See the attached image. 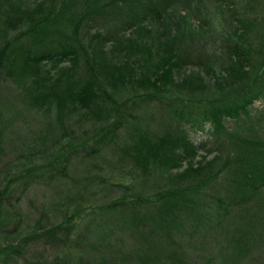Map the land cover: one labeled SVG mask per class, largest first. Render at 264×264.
<instances>
[{
    "label": "trees",
    "instance_id": "1",
    "mask_svg": "<svg viewBox=\"0 0 264 264\" xmlns=\"http://www.w3.org/2000/svg\"><path fill=\"white\" fill-rule=\"evenodd\" d=\"M260 1L0 0V154L24 103L46 118L53 115L64 141L49 143L53 161L24 165L12 174L7 170L0 178V238H15L0 242V264H17L32 244L61 250L36 264H184L179 239L186 229L217 234L233 226L229 263L244 257L254 242L264 243V132L251 131L264 117ZM216 15L227 21L229 31L218 48L209 50L202 38ZM192 16L201 17L196 26ZM106 19L105 28L90 33L94 22ZM128 29L135 38H123ZM109 39L115 40L113 50L120 45L130 58L117 63L106 57L103 45ZM49 62L53 67L45 66ZM188 65L213 73V81L197 74L173 78L174 68ZM8 78L20 87L11 99L2 93ZM209 87L226 90L208 94ZM258 101L261 107L252 113ZM74 111L93 118L91 130L81 135L86 142H76L79 136L66 126ZM142 116L154 122L153 129L141 127ZM227 119L234 129L226 128ZM129 121L134 123L130 141L116 147L113 141ZM207 122L218 151L193 165L200 148L212 147L196 144L190 130H203ZM116 148L115 162L99 169L90 165L102 172L89 174L104 186L107 169L112 177L129 166L131 181L111 182L118 195L100 198L91 191L72 197L69 192L29 227H21L19 202L39 177L49 178L47 183L66 177L72 184L66 173L75 160L93 162ZM185 160L189 164L178 170ZM54 163L61 168L52 170ZM154 176L166 181L158 184ZM145 177L147 182L154 177L153 182L143 184ZM87 228L94 229L100 244L84 256ZM129 235L137 240L132 249L120 241ZM211 259V264H228Z\"/></svg>",
    "mask_w": 264,
    "mask_h": 264
},
{
    "label": "rangeland",
    "instance_id": "2",
    "mask_svg": "<svg viewBox=\"0 0 264 264\" xmlns=\"http://www.w3.org/2000/svg\"><path fill=\"white\" fill-rule=\"evenodd\" d=\"M29 3H35L37 0H24ZM257 14H261L264 9V3L262 1L259 2V6H256ZM259 17V16H258ZM212 19V26L210 27V30L208 31V34L206 37H203V44L208 46L209 50H213L215 48H218L221 45V42L223 41V37L227 34L229 31V28L226 26L227 21H223L222 18H220L219 15H216L214 18L210 17ZM201 20V17H195L192 16L191 22L196 26L199 24L198 22ZM107 19L104 22L98 21L94 22L92 25V29L90 33H94L97 30H101L105 28L104 26L107 24ZM103 23V24H102ZM105 24V25H104ZM124 37L127 38H135L136 33H133L130 29L124 31ZM122 38V39H123ZM115 40L109 39V41H106L103 45L104 53H106V57H109L116 61L117 63H122L126 59V57L131 56V52H125L124 48L118 45V50L114 49L112 43H114ZM115 46V45H114ZM216 53H218V49L215 50ZM66 64V63H64ZM46 67H53V63L49 62L48 64H45ZM243 69H249L248 67H244ZM173 78L178 77H184L191 74H197L199 77H201L205 82H212L214 74L211 72H208L205 69H202L200 67L194 66V65H188L184 68H174L173 69ZM235 80V78H232L231 81ZM217 88V87H215ZM213 87L208 88V92L211 93L215 89ZM219 90V88H217ZM20 90V87L13 82L11 79H6L2 82V93L5 98L11 99V96L14 94L17 95L18 91ZM224 87H221L219 92L225 91ZM22 105V106H21ZM261 107V103L255 102L252 107V113H255V110H259ZM78 111H74L70 113L66 121V126L69 130H72L75 132V134L79 137H77L75 140L76 142H80L81 139H84L81 137L82 132L91 130L93 118L89 117L88 115L86 117H80L81 114L75 113ZM81 112V110H80ZM54 116L51 115V117L46 118L44 116V112L35 110L34 108H28L27 104H20V114L19 116L14 120V123L11 125V134H9L10 138L9 140L5 141L3 143V151L0 154V178L6 172L7 170L11 174L13 171H16L21 166H30V165H41V164H47V162L53 161V158L56 157V153H54V147H52L50 142L52 140H56L57 142H60L58 146L62 144L63 139H61L62 136H60L61 128L58 126V124L54 123ZM141 123V127L147 126L148 128H152L155 126L154 122L149 119V117L142 116L139 120ZM134 123L132 121H129L125 124V126L120 129L119 131V138L115 144V146L121 148L123 144L125 145L126 142H129V132L132 131ZM259 128L256 127V130H251L250 128H244L243 133H250L249 130L252 132H264V117L259 124ZM188 126V125H187ZM225 126L228 130L234 129L236 124L233 120H226ZM153 129V128H152ZM60 130V131H59ZM211 126L209 122L205 123L203 130H190V137L196 144H200L202 142H209L208 146H211L212 149L209 151H206L202 148L198 150L197 155L194 157L192 164L197 165L198 161L201 160L202 162L209 160L214 156V154L217 153V148L215 147V143L213 141V135L210 133ZM59 133V134H58ZM89 134L91 133L88 132ZM85 134V133H84ZM41 137H44L43 142H41ZM85 140V139H84ZM86 142V140L84 141ZM90 142V141H87ZM211 142L213 144H211ZM89 144V143H87ZM112 150V151H111ZM108 149L104 150L101 153V156H96V161L90 162L87 160L84 161H78L76 163L75 159H72L73 164L72 167H69L67 169L68 176L71 178V183H67V181L59 179L60 177H55L54 180H50L49 183L46 181L49 180V178H43L39 177L37 181L32 183L30 187L23 192L21 200L18 205V212L20 213V224L22 228L29 227V225L32 223L36 217L41 212H44L45 208L49 207L50 205L56 203V201L59 200L61 195H66L69 192L71 193L70 196H77V193L79 192L81 195L84 193H89L91 191H94L97 193V196L100 198H106L108 196H115L120 193V190L117 185L112 184L111 182H116L117 178L120 177L124 179L125 181H131V174L128 173L129 166L126 167L125 174H113L112 177H109L107 173H111L110 170H106L104 173V177H106L107 182L103 183L104 186L99 185L100 181L95 182V176L94 174H89L90 172H102L98 170L90 169V165L93 167H98L97 169L104 167L106 164H108V161H114L116 158H114L115 155H113L116 149ZM30 153V154H29ZM24 154V155H23ZM30 158H29V155ZM205 156L202 158V156ZM31 159V161H29ZM78 160V159H77ZM112 163V162H111ZM4 164H8L5 167H3ZM53 168H61L60 164L54 163ZM189 164L187 160L182 162V167L178 170L183 169ZM104 165V166H103ZM113 171H116V169H113ZM153 172V171H151ZM9 173L4 174L6 177ZM155 175H157L156 172H154ZM62 175V176H66ZM155 180L158 182V184H162L163 181L165 182L166 179L161 180L158 178L159 176H154ZM151 177V181L147 182L146 177L142 179L143 184L145 185L151 184L153 182V179ZM53 179V178H52ZM141 179V178H140ZM140 181V180H137ZM76 188V189H75ZM149 191H151V187L148 186ZM99 192V193H98ZM260 196V195H259ZM67 203V201H65ZM90 203V202H89ZM49 209V208H48ZM81 223V222H80ZM92 227L95 228V223H92ZM89 227V226H88ZM91 227V226H90ZM233 226L226 228H222L219 230V232L216 234L213 231L208 234L204 233H197L191 232L189 229H186L183 231L182 237L179 239V244H181V249L183 250L185 256H184V264H208L209 261H212L211 258H215L214 260L226 262L228 264H264V243H258L254 242L250 246V251H247V255L245 254L244 257H240L239 261L234 263H229V259L232 257V251L227 246V239L229 238L230 230H232ZM94 229L87 228L86 232L83 231L84 235L83 238L85 239V247L86 249L83 250L84 256H88L91 251V245L100 244L98 241V238H94L92 235V232ZM86 234H88L86 236ZM6 241L14 242L15 238L13 236H9L7 238L1 237L0 242L4 243ZM122 243H125V246L129 249L134 248V244L137 242L136 238L131 237L130 235L125 237L123 240H120ZM94 246V247H96ZM136 246V245H135ZM54 247H50L48 245L41 246L39 244H32L30 245L29 249L25 251V254L23 258H20L17 264H36V262L43 261L44 259H50L56 254H59L61 250L58 249H52ZM95 255H92V257ZM84 261H86L83 258ZM211 264V263H209Z\"/></svg>",
    "mask_w": 264,
    "mask_h": 264
}]
</instances>
